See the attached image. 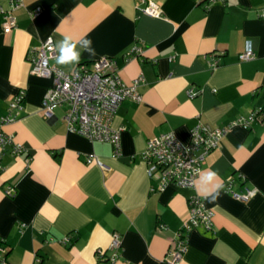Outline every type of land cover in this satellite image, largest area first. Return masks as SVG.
Listing matches in <instances>:
<instances>
[{
    "label": "crops",
    "instance_id": "obj_1",
    "mask_svg": "<svg viewBox=\"0 0 264 264\" xmlns=\"http://www.w3.org/2000/svg\"><path fill=\"white\" fill-rule=\"evenodd\" d=\"M151 2L159 6V16L141 11ZM207 3L23 0L14 12L17 25L5 33L1 10L7 0H0V132L13 134L26 148L13 155L7 145L0 157V243L9 261L165 264L189 197L197 194L215 211L214 225L188 232L179 264H264V123L250 129L233 125L207 155L195 189L153 191L158 180L147 174L142 159L148 141L161 133L173 132L189 143L190 130L200 123L223 127L255 108L264 111V0ZM64 36L92 41L94 55L77 44L79 63L112 56L125 84L143 76L137 86L141 101L124 100L112 123L121 132L119 155L112 143L70 132L63 119L66 105L56 107L51 119L43 115L52 79L34 75L31 58L47 37L57 45ZM249 42L255 55L241 60ZM135 45L141 55L125 60ZM56 57L50 63L63 70L77 66L60 65ZM190 88L198 95L190 98ZM21 89L24 111L3 124L9 101ZM90 155L105 166L87 163ZM207 172L216 177L205 185L201 177ZM230 178L234 190L249 187L255 196L235 199L224 189ZM9 186L13 195L5 193ZM114 232L122 239L120 258L108 263ZM98 249L105 252L103 259Z\"/></svg>",
    "mask_w": 264,
    "mask_h": 264
},
{
    "label": "built area",
    "instance_id": "obj_2",
    "mask_svg": "<svg viewBox=\"0 0 264 264\" xmlns=\"http://www.w3.org/2000/svg\"><path fill=\"white\" fill-rule=\"evenodd\" d=\"M208 3L219 0H207ZM7 7L3 8L2 30L5 33L13 31L17 25V17L14 12L23 6V0H7ZM159 6L156 3H147L141 8L145 14L159 16ZM41 9L37 8L35 14ZM247 48L239 53V58L244 61L253 59L255 53L250 42ZM56 45L52 37H47L42 45L36 49V55L31 58V72L41 77L52 79V85L42 99L43 115L51 119L54 110L63 104L67 106L63 119L66 128L70 132L80 134L92 141H103L112 143L115 156L120 154V130L112 126L116 117L117 109L120 108L124 100L132 99L141 101V94L138 91V84L143 81V76H137L133 83L127 85L119 76L120 67L114 57H101L91 63H79L73 71L63 70L50 63L57 56ZM142 50L137 46H132L126 53L125 60L140 56ZM217 62L211 64L216 66ZM190 98L198 95L194 88L188 89ZM26 92L21 89L9 101L8 113L2 117V123H11L19 119L24 111V100ZM264 123V111L262 108H255L248 116H241L236 121L228 123L223 127L211 128L209 125L200 123L190 130L191 140L184 143L173 132H164L152 137L146 145L143 153V161L147 164V174L158 180L153 191H163L168 186L179 189H195V181L202 171L207 155L220 145L222 139L226 137L229 129L233 125H242L246 129L252 128L254 122ZM14 135L0 132V157L6 150L7 145H11L10 153L19 155L26 150L21 143L14 142ZM87 163H95L105 166L102 159L97 156L87 158ZM0 164V171L2 170ZM234 181L230 178L224 183V189L231 193L235 199L241 202L250 201L255 195V190L246 187L242 192L234 190ZM8 195L14 194V187L5 188ZM189 206L186 219L182 222V227L175 234V238L168 246V251L163 257L165 264H179L183 258L188 244V232L194 228L211 230L214 222L215 211L206 205V198L193 194L189 197ZM112 241L108 249L112 252L109 258L104 259L108 263H113L120 258V247L122 239L118 232H114ZM98 255L103 259L105 252L97 250ZM7 249L0 243V264H13L8 260Z\"/></svg>",
    "mask_w": 264,
    "mask_h": 264
},
{
    "label": "clouds",
    "instance_id": "obj_3",
    "mask_svg": "<svg viewBox=\"0 0 264 264\" xmlns=\"http://www.w3.org/2000/svg\"><path fill=\"white\" fill-rule=\"evenodd\" d=\"M77 44H79V47L89 55L95 54V50L92 47V41L90 39L82 38L74 42L70 36H64L63 39L60 40L56 45L58 51L56 62L60 65L78 64L80 61L81 53L80 51H77ZM215 177L216 173L207 172L201 177V180L203 184L207 185L211 183ZM219 187L220 186L217 185V188Z\"/></svg>",
    "mask_w": 264,
    "mask_h": 264
}]
</instances>
